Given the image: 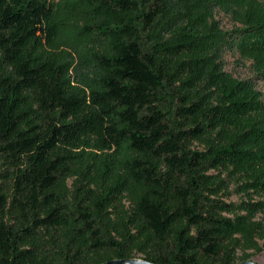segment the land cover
Wrapping results in <instances>:
<instances>
[{"label":"trees","instance_id":"obj_1","mask_svg":"<svg viewBox=\"0 0 264 264\" xmlns=\"http://www.w3.org/2000/svg\"><path fill=\"white\" fill-rule=\"evenodd\" d=\"M236 1L72 0L79 22L53 0H0V264L264 252V222L226 215L264 201H223L211 174L264 197V98L221 62L264 59V17L207 29ZM64 36L77 62L52 51Z\"/></svg>","mask_w":264,"mask_h":264},{"label":"rangeland","instance_id":"obj_2","mask_svg":"<svg viewBox=\"0 0 264 264\" xmlns=\"http://www.w3.org/2000/svg\"><path fill=\"white\" fill-rule=\"evenodd\" d=\"M57 7L59 16L62 18L82 22L84 19V10L72 12L69 3L72 0H53ZM237 4L225 7L216 6L213 15L208 20V28H216L222 33L231 32L246 26L251 20L264 17V0H237ZM55 53L61 54V57L70 61L77 62L79 47L76 46L69 36H64L56 43L53 48ZM264 59H258L250 55L243 54L237 50H226L222 57V66L226 73L237 81H252L254 89L264 98ZM213 175H221L224 180V192L221 199L229 204L240 206L246 201H264V197L254 190L246 189L243 185L245 181L242 178L227 177L225 173L211 171ZM229 217L246 216L249 221L264 222V212L251 215L248 212L237 209L233 214H226ZM249 257L245 258L243 253H238V263L254 262L255 264H264V252H248Z\"/></svg>","mask_w":264,"mask_h":264},{"label":"water","instance_id":"obj_3","mask_svg":"<svg viewBox=\"0 0 264 264\" xmlns=\"http://www.w3.org/2000/svg\"><path fill=\"white\" fill-rule=\"evenodd\" d=\"M104 264H154L149 261H146L142 258H134V259H120V260H112ZM243 264H255L254 262H245Z\"/></svg>","mask_w":264,"mask_h":264}]
</instances>
